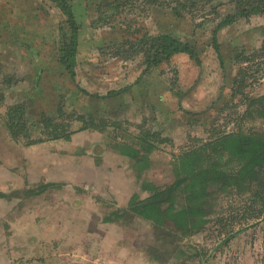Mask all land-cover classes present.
I'll return each instance as SVG.
<instances>
[{
    "label": "rangeland",
    "instance_id": "obj_1",
    "mask_svg": "<svg viewBox=\"0 0 264 264\" xmlns=\"http://www.w3.org/2000/svg\"><path fill=\"white\" fill-rule=\"evenodd\" d=\"M101 1L73 0L81 23L74 76L60 63L66 15L56 4L43 0L31 27L1 8L0 40L16 25L29 41L0 43V191L10 190L20 205L0 198V242H25L21 230L8 235L4 227L28 226L30 264L61 250L79 264H264V182L216 188L203 227L190 232L131 210L133 199L176 179L181 152L225 132H264V117L246 111L264 96V14L220 29L217 47L216 23L235 0H128L106 21ZM145 31L173 32L199 59L183 53L144 72L142 53L116 50ZM114 90L122 91L106 96ZM18 103L27 122L15 125V137L6 116ZM44 113L57 126L43 127ZM132 145L140 162L125 153ZM225 156V166H238ZM183 193L179 187L174 202Z\"/></svg>",
    "mask_w": 264,
    "mask_h": 264
},
{
    "label": "trees",
    "instance_id": "obj_2",
    "mask_svg": "<svg viewBox=\"0 0 264 264\" xmlns=\"http://www.w3.org/2000/svg\"><path fill=\"white\" fill-rule=\"evenodd\" d=\"M56 4L66 15L64 25H61L62 43L60 44V63L63 69L74 76L77 65V51L80 38L81 23L75 12L73 0H50ZM156 1V0H154ZM177 3H182L180 0ZM130 4L126 0H103L99 2V15L103 20L115 19V15L125 6ZM186 6V2H183ZM129 6V5H128ZM176 11V7H174ZM113 9H116L114 11ZM213 11L216 9L213 7ZM212 11V12H213ZM255 14H264V0H235L234 11L222 16L214 29V44L219 46L217 33L220 29L232 24L240 18L249 19ZM184 16L183 14H178ZM218 15V14H217ZM116 53L133 51L142 53V63L145 65L144 72L161 65L164 62H172L173 57L187 53L191 57L199 59L196 48L188 41L181 39L173 32H143L138 37L124 38L117 43ZM116 46V44H115ZM0 73L3 75L2 69ZM125 89V88H124ZM123 89V90H124ZM122 90L108 92L106 96L121 93ZM101 97V96H100ZM5 102V95L0 88V107ZM250 107L246 110L252 116L264 117V96L252 98ZM6 123L12 134L17 137L15 125L25 124V105L18 103L8 107ZM57 112H62L60 106ZM251 111V112H250ZM79 117H83L80 115ZM44 113L39 122L43 127L56 123ZM93 121V116L87 122ZM93 123V122H92ZM35 142V140H32ZM211 147L210 151H218L221 156L217 158L209 155L210 151L200 148ZM130 150L125 153L132 155L136 161H141V150L128 146ZM228 160L237 158L238 166L229 168L224 165L223 157ZM176 179L165 188H159L155 194L146 199H133L132 211L146 217L155 219L161 224L170 220L175 226L185 232L200 229L205 221L204 215L208 212V199L216 188H225L231 183L240 186L248 185L252 181L264 182V132H225L218 134L212 141L201 146L187 149L178 157L175 164ZM181 187L184 190L182 203L174 202L176 190ZM170 203L166 204V202ZM193 229V230H192Z\"/></svg>",
    "mask_w": 264,
    "mask_h": 264
},
{
    "label": "crops",
    "instance_id": "obj_3",
    "mask_svg": "<svg viewBox=\"0 0 264 264\" xmlns=\"http://www.w3.org/2000/svg\"><path fill=\"white\" fill-rule=\"evenodd\" d=\"M42 2H43V0H0V11H2L1 8L8 9V11L11 12V19H13L14 16L17 15V17H18L17 20L20 21V25L31 27L32 20L33 19L35 20L36 17L39 18L40 12L45 9V7L41 5ZM32 15H34L35 18H32V20H31ZM14 19H16V18H14ZM10 29H11L10 30L11 32H9V36H4V40H2V41L0 40V43L6 44V43H9L11 40L14 43L22 42L24 44L25 41H29L28 32H22V31L19 32L18 27H16V25H12ZM4 31H6L5 28L0 30V35H4ZM20 36H23V39L20 38ZM22 46H23V48H25L24 50L31 52V53L34 50V49L30 48L32 46L31 42H29V43L27 42L25 46L24 45H22ZM4 47L5 46H3V45L0 46V56L1 57H2L1 52H2V49ZM4 50H5L4 52L7 54L6 48ZM4 71L5 70H3V72ZM8 184H11V183L8 182ZM2 185H4V184H1V181H0V186H2ZM4 189H7V188H4ZM7 191L6 192L0 191V198H5V199L7 198V201L12 199V200H14V202H13L14 204H12V205L20 206L16 202V200L14 199L16 197V195L13 196L11 194L12 192H10V190H8V189H7ZM13 192H15V191H13ZM16 192H15V194H16ZM0 203H2V202H0ZM1 205L2 204H0V206ZM11 208H12V206H11ZM4 228H5L4 232L8 235H13L16 231L21 230V233H23V240L25 242L15 244L13 242V240H11V238H8L9 241H5V242L1 241L0 242V264H30L33 256L31 255V252H28V249L26 248V246H28L29 241H30L29 237H28V233H27V230L29 227L26 225H24V226L7 225ZM62 251L63 250L58 252V256H56V255L51 256L50 254L46 253V255L44 256V259L47 262H44V263L45 264H79V261L76 259L64 258L65 254H63L64 252H62Z\"/></svg>",
    "mask_w": 264,
    "mask_h": 264
}]
</instances>
